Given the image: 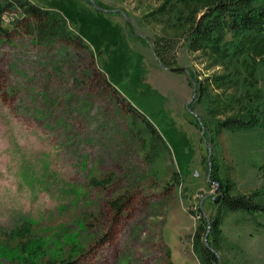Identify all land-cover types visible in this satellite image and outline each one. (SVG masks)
<instances>
[{
	"label": "rangeland",
	"instance_id": "1",
	"mask_svg": "<svg viewBox=\"0 0 264 264\" xmlns=\"http://www.w3.org/2000/svg\"><path fill=\"white\" fill-rule=\"evenodd\" d=\"M28 1L81 39L37 43L22 18L0 37V264L40 240L37 264H200L203 216L219 220L207 245L220 264H264V214L208 197L210 166L230 196L264 202V116L249 130L215 127L253 102L264 109V47L236 60L190 50L183 37L209 0H94L104 12ZM169 38L171 68L188 74L160 66L152 47ZM189 76L206 88L200 100Z\"/></svg>",
	"mask_w": 264,
	"mask_h": 264
},
{
	"label": "trees",
	"instance_id": "2",
	"mask_svg": "<svg viewBox=\"0 0 264 264\" xmlns=\"http://www.w3.org/2000/svg\"><path fill=\"white\" fill-rule=\"evenodd\" d=\"M87 4L91 5L89 2ZM8 15H12L10 24H6L3 20ZM20 18L29 21V26L33 23L31 37L37 43H49L58 39L72 43L81 39L78 35H74L68 30L67 22L59 12L42 8L28 0H0V37L7 38L10 32L5 26L15 25ZM29 29H31V26ZM229 36L231 39H227ZM249 37L252 45L246 40ZM175 42L170 38L163 41L156 40L152 47L154 54L159 58V62L163 67L171 68L168 56ZM183 42L187 44L190 50H205L210 52V54L235 60L246 50L264 47V0H209L203 5L199 15L190 21L183 37ZM188 80L192 86L193 84L197 86L198 97L196 96V99L200 100L203 96V90L206 89L205 86H202L195 77L189 76ZM191 104L192 102L188 103L187 107H190L189 105ZM131 110H134L137 115L142 117L147 131L155 138L154 140L162 142L154 126L133 106L130 107ZM263 116L264 109H261L258 104L253 102L247 105L244 108V112L239 116L217 121L215 126L216 133L249 130L259 125L261 126ZM208 134L210 142H213V136L210 133ZM216 171V168L211 169V179L217 178L215 175ZM218 182L223 185L220 179ZM102 183L103 181H98L95 182V185H101ZM227 189L228 185L224 186V195L220 201L221 205L228 210L242 211L251 215L255 212L264 214V202L259 199L257 192L249 196H230L227 193ZM112 205L113 208H119L121 204L114 200ZM197 209L199 213H202L203 209L201 210L200 206ZM201 220L203 223L199 224L197 233L199 231L204 233L210 231L213 234L219 232V220L217 218L210 222L203 216ZM26 226L27 224H24L22 227ZM17 231H19V228ZM41 242V240L39 243L34 242L33 245L27 242L24 243L26 244L25 248L19 251L21 253L13 256L12 261H18L20 264H37L36 261L31 260V256L36 257L41 254L43 250ZM207 242L209 243L210 241L207 240ZM195 245L200 264H219V257L214 250H211L212 247H207L205 242L200 243L198 241ZM63 263L74 264V261L68 260Z\"/></svg>",
	"mask_w": 264,
	"mask_h": 264
},
{
	"label": "water",
	"instance_id": "3",
	"mask_svg": "<svg viewBox=\"0 0 264 264\" xmlns=\"http://www.w3.org/2000/svg\"><path fill=\"white\" fill-rule=\"evenodd\" d=\"M89 3H91L93 6H94V8H96V9H98V10H100V11H102V12H104V11H106V10H104L103 8H101V7H99L96 3H95V1L94 0H87ZM122 16H123V18H126V19H128L131 23H133V21L123 12V11H121V10H117ZM160 64V66L161 67H163V65L161 64V63H159ZM163 68H165V67H163ZM165 69H167V70H169L170 72H173V73H186V74H188V71H187V69L185 68V67H174V68H165ZM192 90H193V94H192V98H191V101H193V99L195 98V96H196V92H197V86L195 85V84H193V86H192ZM188 111L190 112V113H192V111L190 110V109H188ZM193 114V113H192ZM197 121H198V123L200 124V126H201V129H202V132H204V129H203V126H202V123H201V120H200V118H197ZM210 173H211V170H210V166H209V176H210ZM214 185H215V187H216V189H218V187H219V183H214ZM202 202L203 201H201L200 202V209L202 210L203 209V206H202ZM212 202L214 203V204H218L219 202H220V196L219 195H217V196H214L213 198H212ZM202 213H204L203 211H202ZM207 235H208V231H207V233H206V236H205V242H206V245H207ZM207 247H208V245H207ZM212 250V249H211ZM219 264H220V259H219Z\"/></svg>",
	"mask_w": 264,
	"mask_h": 264
},
{
	"label": "flooded vegetation",
	"instance_id": "4",
	"mask_svg": "<svg viewBox=\"0 0 264 264\" xmlns=\"http://www.w3.org/2000/svg\"><path fill=\"white\" fill-rule=\"evenodd\" d=\"M209 182L211 183V184H213L214 185V183H216V182H214L212 179H211V177L209 176ZM219 183V182H218ZM215 186V185H214ZM215 193H216V195H219L220 196V199L223 197V195H224V186H222L220 183H219V187H218V189H216V187H215ZM211 200H212V198L214 197V195H211V196H208Z\"/></svg>",
	"mask_w": 264,
	"mask_h": 264
},
{
	"label": "built area",
	"instance_id": "5",
	"mask_svg": "<svg viewBox=\"0 0 264 264\" xmlns=\"http://www.w3.org/2000/svg\"><path fill=\"white\" fill-rule=\"evenodd\" d=\"M3 20L6 24H10V22L12 21V15L6 16Z\"/></svg>",
	"mask_w": 264,
	"mask_h": 264
}]
</instances>
